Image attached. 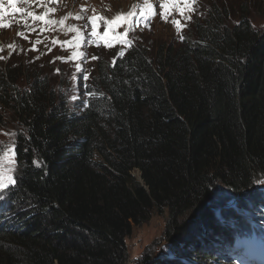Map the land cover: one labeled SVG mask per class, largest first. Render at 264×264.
<instances>
[{
  "label": "trees",
  "instance_id": "trees-1",
  "mask_svg": "<svg viewBox=\"0 0 264 264\" xmlns=\"http://www.w3.org/2000/svg\"><path fill=\"white\" fill-rule=\"evenodd\" d=\"M258 1H215L175 41L130 42L74 112L62 83L1 69L17 175L0 201V264H126L133 225L165 210L178 261L137 264H234L223 256L240 234L264 242Z\"/></svg>",
  "mask_w": 264,
  "mask_h": 264
},
{
  "label": "rangeland",
  "instance_id": "rangeland-1",
  "mask_svg": "<svg viewBox=\"0 0 264 264\" xmlns=\"http://www.w3.org/2000/svg\"><path fill=\"white\" fill-rule=\"evenodd\" d=\"M215 1L228 5L243 0H188L183 14L170 7L166 19L161 4L167 0H147L152 7L151 12L146 11L145 0H64L58 8L32 3L27 6V14L18 16L16 13L14 17L0 11V25H3L0 26V71L11 65L21 77L32 70L44 72L53 84H63L61 94L74 112L76 103L89 95L84 90L85 84L97 87L98 74L112 65L127 44L140 43L152 48L159 42L175 41L186 34L196 17ZM258 3L261 5L263 2L259 0ZM15 5L20 10L19 3L15 2ZM4 7L0 4V8ZM29 13L44 15L45 20H33ZM93 19L96 20V36L92 35ZM230 21L233 22L234 17ZM255 21L260 26L264 24L261 20ZM174 22H179L180 27L177 28ZM105 32H109L107 40L104 39ZM79 74L81 78L78 80ZM8 117V113L3 114L0 120V201L5 199V208L9 206L8 189L15 184L17 175L15 128L11 127ZM260 188L264 190V186ZM19 212L13 210L10 222ZM168 218L165 210L163 213L155 212L141 225H133L126 239V264H137L145 254L153 255L156 260L174 255L172 258L178 261L173 244L164 241L163 237ZM195 228L198 230L201 226ZM223 262L222 259L217 263L227 264ZM179 263L188 264L189 261L184 257Z\"/></svg>",
  "mask_w": 264,
  "mask_h": 264
},
{
  "label": "snow or ice",
  "instance_id": "snow-or-ice-1",
  "mask_svg": "<svg viewBox=\"0 0 264 264\" xmlns=\"http://www.w3.org/2000/svg\"><path fill=\"white\" fill-rule=\"evenodd\" d=\"M145 3L147 5L146 11L151 12L152 11V7L150 4H147V0H145ZM0 4H2V0H0ZM9 4L13 10V12H17L20 11L19 9L16 8L15 3H13V0H9ZM183 5V6H182ZM188 6V0H167V2L161 4V7L164 9L163 15L165 16V19L167 18V14L169 12L170 7L171 8H175L178 12H180V14H183L185 11V8ZM0 11H4L6 12L7 10H4L2 8H0ZM28 15H30L32 17L33 20H41L44 21L45 20V16H35L32 13H29ZM45 15H47V13H45ZM0 19H2V17H0ZM118 20L121 18H117ZM52 23H55L54 21ZM63 23V22H61ZM92 25H93V31H92V35L96 36L97 35V31H96V20L93 19L91 21ZM176 23V27L179 28V22H174ZM3 26V25H0ZM109 31H111V27L109 28ZM109 35V32H105L104 34V39L107 40ZM84 79L86 80L87 77L85 76ZM0 187H2V185H0Z\"/></svg>",
  "mask_w": 264,
  "mask_h": 264
},
{
  "label": "bare ground",
  "instance_id": "bare-ground-1",
  "mask_svg": "<svg viewBox=\"0 0 264 264\" xmlns=\"http://www.w3.org/2000/svg\"><path fill=\"white\" fill-rule=\"evenodd\" d=\"M6 1H9V0H2V5H3V6L6 5ZM24 5H25V4L21 3V5H20V7H21V11L24 9ZM16 13L18 14V16H22V15H24V14H21V13L18 11V12H15V14H13L12 17L17 16ZM125 19H126V18H125ZM125 44H126V43H125ZM128 45H129V44H128ZM103 46H104V45H103ZM10 68H11V67H10ZM12 68H13V67H12ZM12 68H11V69H12ZM43 68H44V67H43ZM11 69H10V70H11ZM14 70H15V69H14ZM32 71H33V70H32ZM30 72H31V71H30ZM36 72H37V71H36ZM39 72H40V71H39ZM42 73H44V72H42ZM39 74H40V73H39ZM43 78H44V77H43ZM47 80H48V79H47ZM71 109H72V108H71ZM2 204H3V203H2ZM5 204H6V203H5ZM5 204H4V205H5ZM4 205H2V206H4ZM8 205H9V204H8ZM9 207H10V206H9ZM6 212H7V211H6ZM1 215H2V213H1ZM1 219H2V218H1ZM3 219H4V218H3Z\"/></svg>",
  "mask_w": 264,
  "mask_h": 264
},
{
  "label": "clouds",
  "instance_id": "clouds-1",
  "mask_svg": "<svg viewBox=\"0 0 264 264\" xmlns=\"http://www.w3.org/2000/svg\"><path fill=\"white\" fill-rule=\"evenodd\" d=\"M1 219V218H0Z\"/></svg>",
  "mask_w": 264,
  "mask_h": 264
},
{
  "label": "water",
  "instance_id": "water-1",
  "mask_svg": "<svg viewBox=\"0 0 264 264\" xmlns=\"http://www.w3.org/2000/svg\"><path fill=\"white\" fill-rule=\"evenodd\" d=\"M44 16V15H43Z\"/></svg>",
  "mask_w": 264,
  "mask_h": 264
}]
</instances>
